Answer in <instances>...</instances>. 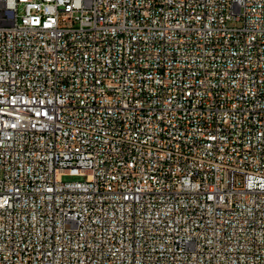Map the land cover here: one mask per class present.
Wrapping results in <instances>:
<instances>
[{"label":"built area","instance_id":"1","mask_svg":"<svg viewBox=\"0 0 264 264\" xmlns=\"http://www.w3.org/2000/svg\"><path fill=\"white\" fill-rule=\"evenodd\" d=\"M0 264H264V0H0Z\"/></svg>","mask_w":264,"mask_h":264},{"label":"rangeland","instance_id":"2","mask_svg":"<svg viewBox=\"0 0 264 264\" xmlns=\"http://www.w3.org/2000/svg\"><path fill=\"white\" fill-rule=\"evenodd\" d=\"M66 179H70V180H75V181H79V180H85L86 176H72V177H65Z\"/></svg>","mask_w":264,"mask_h":264}]
</instances>
